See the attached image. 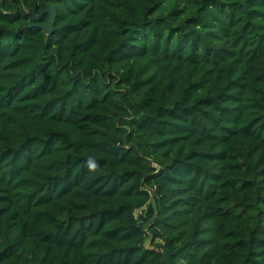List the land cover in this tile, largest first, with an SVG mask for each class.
<instances>
[{"label":"trees","instance_id":"16d2710c","mask_svg":"<svg viewBox=\"0 0 264 264\" xmlns=\"http://www.w3.org/2000/svg\"><path fill=\"white\" fill-rule=\"evenodd\" d=\"M196 2L0 0V264H264V0Z\"/></svg>","mask_w":264,"mask_h":264},{"label":"water","instance_id":"95a60500","mask_svg":"<svg viewBox=\"0 0 264 264\" xmlns=\"http://www.w3.org/2000/svg\"><path fill=\"white\" fill-rule=\"evenodd\" d=\"M28 12L33 14V19L35 22H38L41 18L42 15H37L36 13V6L34 3H32L29 8ZM43 15H48L49 16V21L46 25L42 26V29L44 32L49 35L53 31V25L57 16V11L55 7L51 4H47L46 9L43 13ZM155 208L152 203H150L146 209L145 215L142 216L143 220H152L155 216ZM154 250H157L163 258V263L164 264H174L173 259H172V254L168 250H164L162 248H154Z\"/></svg>","mask_w":264,"mask_h":264},{"label":"rangeland","instance_id":"374dc122","mask_svg":"<svg viewBox=\"0 0 264 264\" xmlns=\"http://www.w3.org/2000/svg\"><path fill=\"white\" fill-rule=\"evenodd\" d=\"M229 1H235V0H229ZM196 4H197L196 0H190V3H189V5H188V12H187V14H186L184 17L193 14V12H194V10H195V6H196ZM184 5H185V2H181V3H180V6H181V7H183ZM137 217H138V218H142V214H141V212H138V213H137Z\"/></svg>","mask_w":264,"mask_h":264}]
</instances>
